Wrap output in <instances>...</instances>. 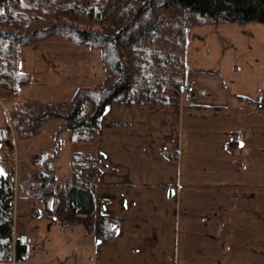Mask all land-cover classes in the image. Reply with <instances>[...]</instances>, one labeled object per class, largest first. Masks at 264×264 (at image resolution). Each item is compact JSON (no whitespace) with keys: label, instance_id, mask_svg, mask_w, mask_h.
<instances>
[{"label":"crops","instance_id":"0c3cea01","mask_svg":"<svg viewBox=\"0 0 264 264\" xmlns=\"http://www.w3.org/2000/svg\"><path fill=\"white\" fill-rule=\"evenodd\" d=\"M185 62L191 84L217 85L221 100L186 97L165 165L113 176L125 189L117 210L102 209L124 218L115 234L99 239L39 214L22 231L23 258L0 264H264V107L238 97L264 99V24L201 25Z\"/></svg>","mask_w":264,"mask_h":264},{"label":"trees","instance_id":"16d2710c","mask_svg":"<svg viewBox=\"0 0 264 264\" xmlns=\"http://www.w3.org/2000/svg\"><path fill=\"white\" fill-rule=\"evenodd\" d=\"M32 10L40 14L38 18L64 10L70 16L84 13L101 29L70 23L49 26L48 16L30 22L24 14ZM252 21L264 23V0H0V88L17 96L30 83L28 73L21 69L20 49L24 45L58 34L99 49L106 70L103 84L82 90L69 114H60L66 119L63 128L72 130V140L95 141L100 116L108 104L166 105L169 98L164 87L168 84L191 91L190 68L184 58L191 27ZM179 61L181 78L164 73ZM238 97L248 105L264 107V99ZM58 149L59 145L49 159L40 155L44 169L37 171L24 196L44 202L43 215L57 218L62 226L82 223L97 238H111L123 217L103 211L107 199L97 198L92 179L82 175V170L99 171L97 157L74 151L72 177L57 182ZM0 173V260L21 259L28 246L14 236V168L0 169Z\"/></svg>","mask_w":264,"mask_h":264},{"label":"rangeland","instance_id":"374dc122","mask_svg":"<svg viewBox=\"0 0 264 264\" xmlns=\"http://www.w3.org/2000/svg\"><path fill=\"white\" fill-rule=\"evenodd\" d=\"M37 15L40 14L35 10L24 14L30 22L48 16L46 23L49 26L54 23H70L84 29H101L100 24L89 22L86 14L80 12H74L73 16L68 14V10L59 14H43L39 18ZM231 23L243 25L238 22L225 24ZM200 26L191 27L190 32ZM20 61L21 69L30 77V83L20 89L17 96L0 88L3 93H0V129H5V136L0 133V160L5 159L0 169L14 168V220L21 237L27 236L22 231L29 232L33 226L31 224L36 223L34 219L39 214L43 215L45 207L41 200L24 196L37 171L44 169V162L39 160L40 155L48 156L49 159L59 145V157L55 160L56 181L65 182L73 174V152L78 150L92 153L99 161V171L82 170V175L92 179V188L97 198L107 197V209L117 210L118 194L125 188L119 184L113 185L112 182L116 180L113 176L120 179L129 174L139 176L145 171L151 174L148 175L150 177L159 170V166L162 168L165 165L164 153H173L175 147L179 127L178 105L181 101L186 102V97L192 101L196 99V94L200 101L221 100V90L215 84L202 86L196 83L192 85L191 91H180L168 84L164 89L168 87L169 90L164 93L168 95L169 104L110 103L100 116L97 140H72V130L63 128L66 119L60 114H69L82 90L103 84L106 70L100 50L56 34L22 46ZM180 61L174 66V72L169 69L164 73L171 76L177 74L181 78L183 72ZM87 108H91L90 102ZM41 217L36 221H45Z\"/></svg>","mask_w":264,"mask_h":264},{"label":"water","instance_id":"95a60500","mask_svg":"<svg viewBox=\"0 0 264 264\" xmlns=\"http://www.w3.org/2000/svg\"><path fill=\"white\" fill-rule=\"evenodd\" d=\"M0 133H1L2 136H5V129L3 127L0 129ZM21 240H22V243L26 244L27 240H28L27 236H22Z\"/></svg>","mask_w":264,"mask_h":264},{"label":"built area","instance_id":"2783aa9c","mask_svg":"<svg viewBox=\"0 0 264 264\" xmlns=\"http://www.w3.org/2000/svg\"><path fill=\"white\" fill-rule=\"evenodd\" d=\"M168 90H169L168 87H166V88L164 89L165 92H167ZM9 155H10V154H9ZM4 162H5V159H2V158H1V160H0V165H1V166H4Z\"/></svg>","mask_w":264,"mask_h":264},{"label":"snow or ice","instance_id":"6c2138e0","mask_svg":"<svg viewBox=\"0 0 264 264\" xmlns=\"http://www.w3.org/2000/svg\"><path fill=\"white\" fill-rule=\"evenodd\" d=\"M240 146H241V147H243L244 145H243V144H241ZM0 174H2V173H0Z\"/></svg>","mask_w":264,"mask_h":264},{"label":"bare ground","instance_id":"6f19581e","mask_svg":"<svg viewBox=\"0 0 264 264\" xmlns=\"http://www.w3.org/2000/svg\"><path fill=\"white\" fill-rule=\"evenodd\" d=\"M124 219V218H123Z\"/></svg>","mask_w":264,"mask_h":264}]
</instances>
